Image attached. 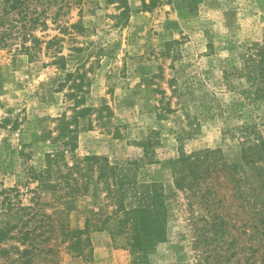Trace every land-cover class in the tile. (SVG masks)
Masks as SVG:
<instances>
[{
    "label": "rangeland",
    "instance_id": "374dc122",
    "mask_svg": "<svg viewBox=\"0 0 264 264\" xmlns=\"http://www.w3.org/2000/svg\"><path fill=\"white\" fill-rule=\"evenodd\" d=\"M127 5L130 14L122 25L119 16ZM55 13L56 8L49 28H38L33 36L62 38L66 70L52 64L53 51L43 49L31 58L16 46L0 47V202L16 188L21 195L10 193L13 202L32 204L38 183L29 171L43 169L47 154L57 150L64 117L76 130L79 158L123 162L140 152L135 142L155 131L160 141L155 163L140 173L142 180L163 183L167 239L146 262H135L125 236L98 225V206L105 202L93 188L61 199L39 192L49 214L65 212L71 230H84L90 219L92 241L91 251L80 256L66 239L57 259L46 256L39 264H264V238L252 236L249 221L252 167L242 159L239 138L245 124H258L264 135V102L241 96L248 87L241 71L224 77V70L242 67L248 47L264 41V0H172L152 11L143 8V0H84L57 21L51 19ZM76 23L85 29L71 30ZM165 49L171 50L167 57ZM70 73L81 76L68 78ZM74 80L81 83L80 92L71 86ZM162 92L174 112L161 120L156 106L161 107ZM80 97L85 101L75 105ZM85 107L91 110L78 117ZM200 150H218L242 180L237 191L220 176L214 216L177 186L170 165L181 154ZM67 161L75 163L71 153ZM106 210L110 214L113 208ZM13 246L18 242L0 243V252ZM10 262L0 257V264Z\"/></svg>",
    "mask_w": 264,
    "mask_h": 264
},
{
    "label": "trees",
    "instance_id": "16d2710c",
    "mask_svg": "<svg viewBox=\"0 0 264 264\" xmlns=\"http://www.w3.org/2000/svg\"><path fill=\"white\" fill-rule=\"evenodd\" d=\"M171 2L172 0H143V8L152 11ZM83 4L84 0H0V47L16 46L17 51L31 58L37 57L43 49L53 51L52 64L66 70L67 58L61 51L62 38L55 36L44 40L33 36V32L38 28H49L48 20L54 8L56 13L51 19L57 21L60 16L71 12L74 6L81 7ZM129 14L130 7L127 5L119 16L122 25ZM70 29L78 33L85 28L82 23H76ZM170 54V49L162 52L165 57ZM241 60L239 65L242 67L235 65L231 71L224 70L225 79H229L230 74L241 71L238 74L244 76L248 84L240 93L241 96L249 102H264V41L248 47ZM78 76L81 74L67 75L68 78L77 77L76 79ZM71 86L78 92L82 90L81 83L78 84L76 80ZM172 92L176 94V88ZM162 94V99L159 100L161 107L156 106L157 117L161 120L174 112L170 99L166 102V93ZM76 100L75 105H79L85 98ZM90 110L91 108L85 107L77 112V116H85ZM72 127L73 123L67 117L60 120L58 140L61 142L58 143L57 150L47 154L43 169L29 171L31 180L38 183L37 188L32 191L36 195L31 200L32 204L24 206L21 202H13L10 193L21 195L16 188H10V193L0 202V243L7 240L18 242V246H13V251L1 250L0 257H6V261H11L10 264H39L40 260L48 258L46 256L54 259L56 255L57 259L60 252L58 245L66 239H69L70 247L80 256L91 251L90 219L87 220L84 230H71L65 220V212L55 210L49 214V203L43 202L41 195L48 193L61 199L88 192L93 188L96 196L102 197L105 202V206H98L96 214L99 215L97 221L100 228L110 229L118 236H125L126 246L134 261L146 262L150 254L167 239L168 210L163 183L142 180L140 173L142 168L155 163V147L160 143L157 132H151L145 141L134 143L140 150L135 156L113 163L105 156L88 155L79 158L76 154L78 137ZM239 138L242 159L252 167L248 181L252 236L261 235L263 239L264 135L258 124H245L239 129ZM67 153H71L75 161L71 166L67 161ZM170 165L177 186L190 193L197 201H203L211 216L217 215V202L220 203L217 200L220 176L223 177L226 187L233 184L231 189L240 191L242 180H237V168L227 164L218 150H200L189 154L185 152L179 158L170 160ZM107 207L113 208L110 214H107ZM224 222L222 220L220 229L225 227ZM51 240H54L52 245ZM54 264H59V261L56 260Z\"/></svg>",
    "mask_w": 264,
    "mask_h": 264
}]
</instances>
